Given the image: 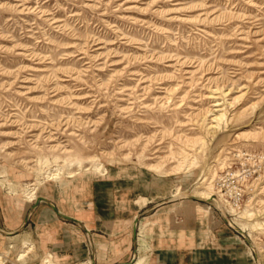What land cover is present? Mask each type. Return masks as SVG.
<instances>
[{
    "label": "rangeland",
    "instance_id": "obj_1",
    "mask_svg": "<svg viewBox=\"0 0 264 264\" xmlns=\"http://www.w3.org/2000/svg\"><path fill=\"white\" fill-rule=\"evenodd\" d=\"M96 179L168 188L264 264V0H0V264H96L33 222Z\"/></svg>",
    "mask_w": 264,
    "mask_h": 264
},
{
    "label": "crops",
    "instance_id": "obj_2",
    "mask_svg": "<svg viewBox=\"0 0 264 264\" xmlns=\"http://www.w3.org/2000/svg\"><path fill=\"white\" fill-rule=\"evenodd\" d=\"M106 187L111 193L108 196L102 191ZM152 187L148 183L141 190L127 186L121 194L119 183L96 179L91 199L77 202V217L59 204L48 202L49 217L43 220L39 214L33 222L46 227V246L66 258H85L92 251L96 258L100 257L96 264H125L133 255L134 260L138 258L136 264H230V257L220 249L226 245L230 231L224 221L199 215L192 203L181 207L173 198L156 202L169 190L158 185L151 190ZM75 224L81 238L77 252L70 250ZM87 236L93 239L92 250L86 243ZM209 236L219 244L210 246ZM104 258L109 261L102 263Z\"/></svg>",
    "mask_w": 264,
    "mask_h": 264
},
{
    "label": "built area",
    "instance_id": "obj_3",
    "mask_svg": "<svg viewBox=\"0 0 264 264\" xmlns=\"http://www.w3.org/2000/svg\"><path fill=\"white\" fill-rule=\"evenodd\" d=\"M232 191V190H231ZM230 190H229V192H231ZM228 193V192H227ZM223 194H226V193H223ZM231 194V193H230ZM231 198H232V200H240V199H242L243 198V193L241 192V191H239V192H235L234 193V195L233 196H230Z\"/></svg>",
    "mask_w": 264,
    "mask_h": 264
},
{
    "label": "bare ground",
    "instance_id": "obj_4",
    "mask_svg": "<svg viewBox=\"0 0 264 264\" xmlns=\"http://www.w3.org/2000/svg\"><path fill=\"white\" fill-rule=\"evenodd\" d=\"M208 114V113H207ZM219 116V115H218ZM219 117H221V116H219ZM180 192V189H178V191L175 193V195H174V197H178V194H180L179 193ZM212 192V191H211ZM181 195V194H180ZM191 195V194H190ZM199 195V194H198ZM200 197H202V198H204V199H213V195H209V196H201L200 195ZM10 235H14L15 233H9Z\"/></svg>",
    "mask_w": 264,
    "mask_h": 264
}]
</instances>
